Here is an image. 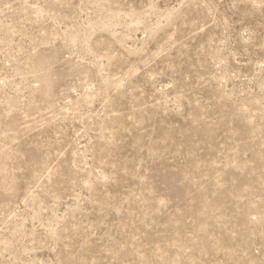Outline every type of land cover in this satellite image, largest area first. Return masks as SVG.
I'll list each match as a JSON object with an SVG mask.
<instances>
[{
  "label": "rangeland",
  "instance_id": "1",
  "mask_svg": "<svg viewBox=\"0 0 264 264\" xmlns=\"http://www.w3.org/2000/svg\"><path fill=\"white\" fill-rule=\"evenodd\" d=\"M0 264H264V0H0Z\"/></svg>",
  "mask_w": 264,
  "mask_h": 264
},
{
  "label": "bare ground",
  "instance_id": "2",
  "mask_svg": "<svg viewBox=\"0 0 264 264\" xmlns=\"http://www.w3.org/2000/svg\"><path fill=\"white\" fill-rule=\"evenodd\" d=\"M51 232V231H50Z\"/></svg>",
  "mask_w": 264,
  "mask_h": 264
}]
</instances>
